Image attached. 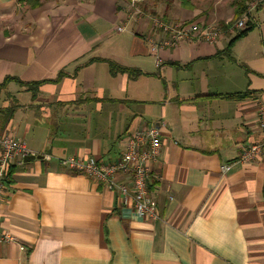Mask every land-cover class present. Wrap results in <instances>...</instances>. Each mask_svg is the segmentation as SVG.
I'll return each instance as SVG.
<instances>
[{
	"label": "crops",
	"instance_id": "crops-1",
	"mask_svg": "<svg viewBox=\"0 0 264 264\" xmlns=\"http://www.w3.org/2000/svg\"><path fill=\"white\" fill-rule=\"evenodd\" d=\"M234 1L0 0V133L41 156L8 171L0 264H264V155L237 161L260 138L264 0L232 43L185 41L156 66L146 40L149 16L221 26ZM160 122L155 222L60 164L115 161Z\"/></svg>",
	"mask_w": 264,
	"mask_h": 264
},
{
	"label": "built area",
	"instance_id": "built-area-1",
	"mask_svg": "<svg viewBox=\"0 0 264 264\" xmlns=\"http://www.w3.org/2000/svg\"><path fill=\"white\" fill-rule=\"evenodd\" d=\"M140 1V0H135ZM258 3H252L237 22L222 28L215 24L166 22L159 17L149 16V36L146 38L150 53L159 66L157 53L161 49L171 50L185 41L198 40L214 44L219 37L231 35L246 26V18ZM227 24V23H226ZM124 27H118L123 32ZM257 126L260 138L240 148L238 163L246 164L264 155V99L259 98L256 110ZM162 122L153 124L146 130L131 135L125 150L112 162L103 163L93 157L67 156L60 164L101 183L106 189L117 193L125 201L132 199L137 217L147 222H155L158 218L150 194L148 183L152 177V166L158 160L161 149ZM35 155L29 152L23 140L15 139L7 133H0V193L4 187L10 167L21 162L24 157ZM229 166H223L225 172ZM3 242H11L13 238L1 233ZM21 251L24 246L19 247Z\"/></svg>",
	"mask_w": 264,
	"mask_h": 264
},
{
	"label": "trees",
	"instance_id": "trees-1",
	"mask_svg": "<svg viewBox=\"0 0 264 264\" xmlns=\"http://www.w3.org/2000/svg\"><path fill=\"white\" fill-rule=\"evenodd\" d=\"M38 0H35V4H37ZM250 1L249 0H235L233 2V7H234V19L231 20L230 22H228L227 24H221V27L222 28H226L228 25H231L235 22H237L239 19H241V17L244 15V13L246 12L247 10V4L249 3ZM247 27L238 31L236 33V35L234 36V38L232 39L231 43L238 39L239 37H241L242 35H244L247 31H249L252 26L250 25L249 26V23H246ZM229 44V47L232 45V44ZM229 49V48H228ZM131 77L133 75H130Z\"/></svg>",
	"mask_w": 264,
	"mask_h": 264
},
{
	"label": "water",
	"instance_id": "water-1",
	"mask_svg": "<svg viewBox=\"0 0 264 264\" xmlns=\"http://www.w3.org/2000/svg\"><path fill=\"white\" fill-rule=\"evenodd\" d=\"M40 158H41V156L28 155V156L23 158V161L28 162V161H32V160L40 159Z\"/></svg>",
	"mask_w": 264,
	"mask_h": 264
}]
</instances>
